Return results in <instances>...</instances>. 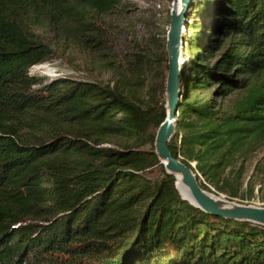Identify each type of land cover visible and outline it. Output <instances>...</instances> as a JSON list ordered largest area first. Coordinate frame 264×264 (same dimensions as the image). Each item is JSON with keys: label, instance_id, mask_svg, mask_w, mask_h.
I'll return each instance as SVG.
<instances>
[{"label": "trees", "instance_id": "1", "mask_svg": "<svg viewBox=\"0 0 264 264\" xmlns=\"http://www.w3.org/2000/svg\"><path fill=\"white\" fill-rule=\"evenodd\" d=\"M123 1L0 0V264H264V227L182 200L153 152L162 44L153 53L131 36L109 83L30 74L55 56L45 28L103 57V17ZM185 20L169 150L203 190L253 200L264 189V159L248 171L264 158V0H191Z\"/></svg>", "mask_w": 264, "mask_h": 264}, {"label": "rangeland", "instance_id": "2", "mask_svg": "<svg viewBox=\"0 0 264 264\" xmlns=\"http://www.w3.org/2000/svg\"><path fill=\"white\" fill-rule=\"evenodd\" d=\"M171 2L172 0H124L122 5L114 9L110 14L105 15L103 17L105 28L103 33L107 48L103 57L86 54L80 51L74 43L55 36L53 31L45 28L43 34L49 42L53 43L55 56L50 61L31 67L30 74L43 77L44 81L63 76H72L104 83L112 82L116 77L118 60L131 50V36L150 46L153 53L160 49L159 44H162L164 49L168 28V23L166 22L167 19L169 20ZM225 42L226 39H223L219 43L218 49ZM216 56L214 55L211 61ZM108 61H111L113 65L110 66ZM196 95L201 97L207 94H194V96ZM263 159L260 152L253 155L251 166L248 170L249 173L252 171L253 165L257 161L262 162ZM155 175H157V169L153 171L152 176ZM257 188H259L258 184L255 189ZM256 194L257 198L250 201H241L239 199H233L232 201L264 207V202L262 201L264 200V189ZM217 196L226 198L223 194H218Z\"/></svg>", "mask_w": 264, "mask_h": 264}, {"label": "water", "instance_id": "3", "mask_svg": "<svg viewBox=\"0 0 264 264\" xmlns=\"http://www.w3.org/2000/svg\"><path fill=\"white\" fill-rule=\"evenodd\" d=\"M191 0H172L169 10L168 28L165 37L166 76L164 85L165 119L158 127L154 138V154L163 165L167 174L180 177V184L189 198L182 200L199 210L225 219L250 222L264 227V207L241 204L223 196H217L203 190L196 180L194 172L178 159H175L168 147L174 133V121L177 115L181 91L178 83L181 59V33Z\"/></svg>", "mask_w": 264, "mask_h": 264}, {"label": "bare ground", "instance_id": "4", "mask_svg": "<svg viewBox=\"0 0 264 264\" xmlns=\"http://www.w3.org/2000/svg\"><path fill=\"white\" fill-rule=\"evenodd\" d=\"M176 180H177V189H178V191H179V193H180V195L183 197V198H189L188 197V194H187V191L182 187V185L180 184V177L179 176H177L176 177Z\"/></svg>", "mask_w": 264, "mask_h": 264}]
</instances>
